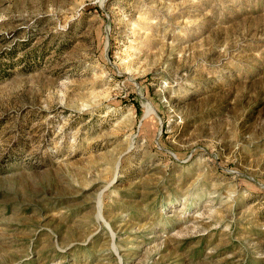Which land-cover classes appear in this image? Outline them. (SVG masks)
<instances>
[{"label":"rangeland","instance_id":"rangeland-1","mask_svg":"<svg viewBox=\"0 0 264 264\" xmlns=\"http://www.w3.org/2000/svg\"><path fill=\"white\" fill-rule=\"evenodd\" d=\"M0 264H264V0H0Z\"/></svg>","mask_w":264,"mask_h":264}]
</instances>
